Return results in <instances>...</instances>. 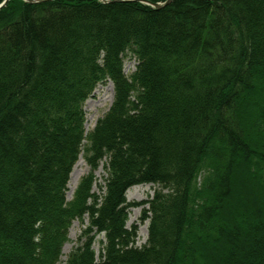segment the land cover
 I'll return each instance as SVG.
<instances>
[{
	"label": "trees",
	"instance_id": "obj_1",
	"mask_svg": "<svg viewBox=\"0 0 264 264\" xmlns=\"http://www.w3.org/2000/svg\"><path fill=\"white\" fill-rule=\"evenodd\" d=\"M166 1L0 8V264H61L86 220L64 264H264V0L150 5ZM81 155L90 172L68 200ZM149 183L150 201L127 200ZM145 204L137 246L127 223Z\"/></svg>",
	"mask_w": 264,
	"mask_h": 264
},
{
	"label": "rangeland",
	"instance_id": "obj_2",
	"mask_svg": "<svg viewBox=\"0 0 264 264\" xmlns=\"http://www.w3.org/2000/svg\"><path fill=\"white\" fill-rule=\"evenodd\" d=\"M133 61H126L125 64V72L128 74L134 69ZM113 85L108 83L106 85H100L94 95L87 100L85 103L84 109L86 112V129L87 132H90L94 129L99 118H102L108 111L109 107H111L113 102ZM80 162L76 164L74 170L71 174L70 182L68 183V191H67V199L71 200L73 198L74 192L77 188V183L81 180V178L87 175L90 172V167L83 157L80 158ZM105 175L104 168L100 165L99 169L95 172V176L97 179V183H103V176ZM76 182V187L74 190L70 187V183ZM155 189L158 187H153L151 185H138L133 187L127 192V200L129 202H141L144 200H148L154 195ZM148 208V206H145ZM143 207L141 208H133L129 215L128 226H132L133 224L139 225L137 246H142L147 241L148 237V223H141L140 218L142 216ZM87 225V220L85 223H81L80 221H75L70 229V238L69 242L65 245L63 250V257L61 264H64V261L67 259V255L79 244V236L81 235L82 230ZM103 240V235L96 236V240L94 243V249L97 253V256L100 258V252L102 249V243L100 241Z\"/></svg>",
	"mask_w": 264,
	"mask_h": 264
},
{
	"label": "water",
	"instance_id": "obj_3",
	"mask_svg": "<svg viewBox=\"0 0 264 264\" xmlns=\"http://www.w3.org/2000/svg\"><path fill=\"white\" fill-rule=\"evenodd\" d=\"M45 1H48V0H25V2H28L30 4H38V3H42V2H45ZM103 1H106V0H103ZM173 0H167L164 4H161V3H154V4H151V6L153 8H156V9H160L166 5H169ZM8 2V0H5L1 5H0V8H2L3 6H5V4Z\"/></svg>",
	"mask_w": 264,
	"mask_h": 264
},
{
	"label": "bare ground",
	"instance_id": "obj_4",
	"mask_svg": "<svg viewBox=\"0 0 264 264\" xmlns=\"http://www.w3.org/2000/svg\"><path fill=\"white\" fill-rule=\"evenodd\" d=\"M161 4H164V3H161ZM150 5H151V4H150ZM81 157H82V155L79 157V160H80ZM79 160L77 161V163L80 162ZM77 163H76V164H77ZM75 166H76V165H75ZM73 170H74V168H73ZM72 172H73V171H72ZM71 174H72V173H71ZM71 174H70V178H71ZM69 182H70V181H69ZM79 182H80V181H79ZM67 184H68V183H67ZM77 184H79V183H77ZM68 185H69V184H68ZM143 185H151V186H153V187H158V186H156V185H154V184H151V183H149V184H143ZM77 186H78V185H77ZM70 187H71V188L73 187L72 190H74L75 187H76V182H75V183H73V182L70 183ZM132 188H133V187H132ZM132 188H131V189H132ZM153 191H155V190H153ZM153 196H154V195H153ZM151 199H152V197H151L150 199H148V200H144V201H141V202H142V203H143V202H148V201H150ZM141 202H138V203H141ZM145 206H148V205L145 204V205H143V206H138V207H134V208H141V207H143V209H144V208H146ZM148 208H149V206H148ZM132 209H133V208H132ZM132 209H131V210H132Z\"/></svg>",
	"mask_w": 264,
	"mask_h": 264
}]
</instances>
